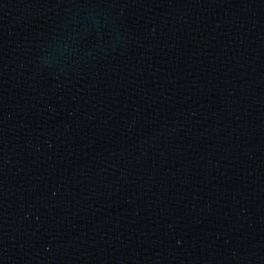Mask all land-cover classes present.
<instances>
[{"label":"water","instance_id":"1","mask_svg":"<svg viewBox=\"0 0 264 264\" xmlns=\"http://www.w3.org/2000/svg\"><path fill=\"white\" fill-rule=\"evenodd\" d=\"M0 264H264V0H0Z\"/></svg>","mask_w":264,"mask_h":264}]
</instances>
